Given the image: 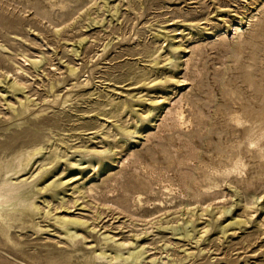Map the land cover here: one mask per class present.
Returning <instances> with one entry per match:
<instances>
[{
  "label": "rangeland",
  "instance_id": "1",
  "mask_svg": "<svg viewBox=\"0 0 264 264\" xmlns=\"http://www.w3.org/2000/svg\"><path fill=\"white\" fill-rule=\"evenodd\" d=\"M260 150L264 0H0V264H264Z\"/></svg>",
  "mask_w": 264,
  "mask_h": 264
},
{
  "label": "bare ground",
  "instance_id": "2",
  "mask_svg": "<svg viewBox=\"0 0 264 264\" xmlns=\"http://www.w3.org/2000/svg\"><path fill=\"white\" fill-rule=\"evenodd\" d=\"M106 4V3H105ZM117 10V9H116ZM235 29H236V27H235ZM38 61V60H37ZM19 71V70H18ZM74 71V68L73 67H71V68H69V71L68 72H73ZM138 78H140V76L138 77ZM14 82V81H13ZM10 84V83H9ZM14 84L15 85H17L15 82H14ZM13 84V85H14ZM19 85V84H18ZM17 85V86H18ZM12 86V85H11ZM16 86V87H17ZM12 88H13V86H12ZM19 88V87H18ZM11 90H13V89H11ZM17 90V89H16ZM20 90V89H19ZM15 91V90H14ZM22 99V98H21ZM26 100V99H25ZM28 101V100H27ZM21 105H22V103H21ZM13 108V107H12ZM234 121L237 123V124H240L241 123V118L240 117H238V116H236L235 118H234ZM260 137H261V135H260V132L259 133H255V135L254 136H249V138L247 139V144L248 145H251V144H253V145H257V142L259 141V139H260ZM247 138V137H246ZM41 148L42 147H38V148H36V149H34L33 151H29L28 153H25V154H22L21 156H20V158H19V162H20V160L21 161H23V160H27V159H29V158H31L35 153H37V152H39L40 150H41ZM259 156L260 157H264V151L262 150H260V152H259ZM28 165V164H27ZM242 166V164H238L237 162H235L234 163V166L231 168V169H228V172L229 171H235V172H237V171H239L240 170V167ZM7 171V170H6ZM8 172V171H7ZM10 172V171H9ZM241 173V172H240ZM14 174V173H13ZM17 174V173H16ZM9 177V176H8ZM7 178V177H6ZM24 195H26L25 194V191H24V188H23V185H15L14 183H11L10 181H7V179H5V180H0V231H1V233L3 234L4 233V230L1 228V223L3 222V220H4V216H3V212L5 211H3L2 212V210L3 209H6L5 208V203H7L8 201H10L11 199V201H12V207L14 208L15 207V205H17V204H19L22 200H25V199H23V197H24ZM30 202V201H29ZM33 202V201H32ZM11 204H9V205H11ZM25 205V204H24ZM35 206H37V205H34V207ZM27 206H25V208H26ZM12 208V209H13ZM32 208V207H31ZM30 209V208H29ZM35 209H36V207H35ZM23 210H21V212H22ZM28 211V210H27ZM26 211V212H27ZM29 212V211H28ZM23 213V212H22ZM23 214H25V213H23ZM56 218V217H55ZM51 219V218H50ZM57 221H58V223H59V225L61 226V227H63L64 228V231H65V234H66V236H68V237H73V236H75V233L74 232H70L69 231V227H68V225L69 224H71V223H76L77 222V220L76 219H74V218H69V217H65V216H62V217H58L57 218ZM54 223H56V222H54ZM232 224V223H231ZM71 229V228H70ZM136 250V249H135ZM130 253H131V251H130ZM98 254L99 255H101L103 258H105L104 257V253H99L98 252ZM120 257H122V255L120 254V255H116V253L114 254V260H115V258H120ZM129 257H132L133 259H136L137 258V255H133V254H131V255H128L127 257H123V260H126L127 258L129 259Z\"/></svg>",
  "mask_w": 264,
  "mask_h": 264
}]
</instances>
